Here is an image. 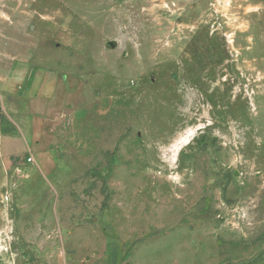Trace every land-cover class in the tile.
<instances>
[{
  "label": "rangeland",
  "instance_id": "374dc122",
  "mask_svg": "<svg viewBox=\"0 0 264 264\" xmlns=\"http://www.w3.org/2000/svg\"><path fill=\"white\" fill-rule=\"evenodd\" d=\"M0 264H264V0H0Z\"/></svg>",
  "mask_w": 264,
  "mask_h": 264
},
{
  "label": "built area",
  "instance_id": "2783aa9c",
  "mask_svg": "<svg viewBox=\"0 0 264 264\" xmlns=\"http://www.w3.org/2000/svg\"><path fill=\"white\" fill-rule=\"evenodd\" d=\"M31 160V158H29Z\"/></svg>",
  "mask_w": 264,
  "mask_h": 264
}]
</instances>
